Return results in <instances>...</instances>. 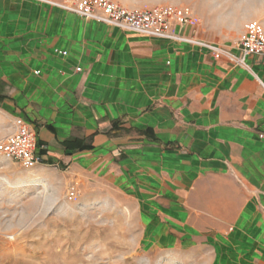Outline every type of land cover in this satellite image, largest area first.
<instances>
[{
  "label": "crops",
  "instance_id": "1",
  "mask_svg": "<svg viewBox=\"0 0 264 264\" xmlns=\"http://www.w3.org/2000/svg\"><path fill=\"white\" fill-rule=\"evenodd\" d=\"M192 11L174 31L239 54L234 25ZM246 65L0 0V112L35 130L38 164L98 178L218 264H264V56Z\"/></svg>",
  "mask_w": 264,
  "mask_h": 264
},
{
  "label": "rangeland",
  "instance_id": "2",
  "mask_svg": "<svg viewBox=\"0 0 264 264\" xmlns=\"http://www.w3.org/2000/svg\"><path fill=\"white\" fill-rule=\"evenodd\" d=\"M117 1L134 9L190 7L234 25L242 38L264 39V0ZM12 132L0 112V142ZM153 212L98 178L0 157V264H218L201 242L164 235Z\"/></svg>",
  "mask_w": 264,
  "mask_h": 264
},
{
  "label": "built area",
  "instance_id": "3",
  "mask_svg": "<svg viewBox=\"0 0 264 264\" xmlns=\"http://www.w3.org/2000/svg\"><path fill=\"white\" fill-rule=\"evenodd\" d=\"M51 5L86 20L103 23L121 30L143 36L175 40L194 44L208 50L217 60L227 58L236 66H247L251 55L264 56V39L256 33L249 34L238 42L239 54L217 44L197 40L174 31L192 24L196 20L190 7L182 9L157 6L151 9L129 8L117 0H34ZM197 21V20H196ZM81 68H76L80 72ZM38 143L35 130L26 124L13 129L10 136L0 142V157L7 161L38 164Z\"/></svg>",
  "mask_w": 264,
  "mask_h": 264
},
{
  "label": "bare ground",
  "instance_id": "4",
  "mask_svg": "<svg viewBox=\"0 0 264 264\" xmlns=\"http://www.w3.org/2000/svg\"><path fill=\"white\" fill-rule=\"evenodd\" d=\"M43 185V184H42ZM43 186H45V185H43ZM45 189H46V187H44Z\"/></svg>",
  "mask_w": 264,
  "mask_h": 264
}]
</instances>
